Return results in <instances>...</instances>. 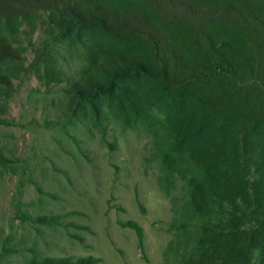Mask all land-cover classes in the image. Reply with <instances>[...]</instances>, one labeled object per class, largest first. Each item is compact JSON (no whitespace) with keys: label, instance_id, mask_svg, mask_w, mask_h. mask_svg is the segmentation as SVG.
Segmentation results:
<instances>
[{"label":"trees","instance_id":"obj_1","mask_svg":"<svg viewBox=\"0 0 264 264\" xmlns=\"http://www.w3.org/2000/svg\"><path fill=\"white\" fill-rule=\"evenodd\" d=\"M42 13L65 32H98L67 89L70 111L100 118L106 107L127 127L144 125L161 189L182 180L172 223L181 264H264V0H0L9 94L23 67L12 37ZM35 53L46 83L62 81L49 44ZM93 262L34 255L27 264Z\"/></svg>","mask_w":264,"mask_h":264},{"label":"rangeland","instance_id":"obj_2","mask_svg":"<svg viewBox=\"0 0 264 264\" xmlns=\"http://www.w3.org/2000/svg\"><path fill=\"white\" fill-rule=\"evenodd\" d=\"M97 35L65 32L42 13L12 37L23 67L11 77L10 94L0 86V264H27L34 255L181 264L172 223L182 180L175 177L168 193L161 189L151 131L125 126L106 107L100 118L90 108H68L67 89ZM46 42L63 72L60 82L46 83L41 65L31 66ZM43 214H58L60 223L35 221Z\"/></svg>","mask_w":264,"mask_h":264}]
</instances>
